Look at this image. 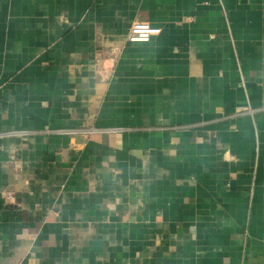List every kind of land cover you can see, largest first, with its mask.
<instances>
[{"label":"crops","instance_id":"obj_1","mask_svg":"<svg viewBox=\"0 0 264 264\" xmlns=\"http://www.w3.org/2000/svg\"><path fill=\"white\" fill-rule=\"evenodd\" d=\"M0 264H264V0H0Z\"/></svg>","mask_w":264,"mask_h":264},{"label":"built area","instance_id":"obj_2","mask_svg":"<svg viewBox=\"0 0 264 264\" xmlns=\"http://www.w3.org/2000/svg\"><path fill=\"white\" fill-rule=\"evenodd\" d=\"M138 27L145 30L137 31ZM159 33H160L159 28L152 27L146 22H134L130 25L125 39L127 42H147L150 39V37L158 35ZM7 198L11 199V195L8 194Z\"/></svg>","mask_w":264,"mask_h":264},{"label":"snow or ice","instance_id":"obj_3","mask_svg":"<svg viewBox=\"0 0 264 264\" xmlns=\"http://www.w3.org/2000/svg\"><path fill=\"white\" fill-rule=\"evenodd\" d=\"M145 29H146V26H145ZM145 29H142V28H137V31H144Z\"/></svg>","mask_w":264,"mask_h":264}]
</instances>
